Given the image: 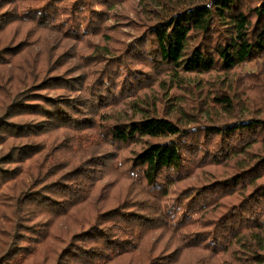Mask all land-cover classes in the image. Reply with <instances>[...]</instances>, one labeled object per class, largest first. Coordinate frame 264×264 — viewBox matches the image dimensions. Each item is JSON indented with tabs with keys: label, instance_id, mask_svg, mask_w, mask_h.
<instances>
[{
	"label": "trees",
	"instance_id": "16d2710c",
	"mask_svg": "<svg viewBox=\"0 0 264 264\" xmlns=\"http://www.w3.org/2000/svg\"><path fill=\"white\" fill-rule=\"evenodd\" d=\"M114 1L11 0L10 9L0 13V34L11 26V38L21 35L17 24L32 22L67 39L83 42L90 34H100L102 39L80 59L85 72L68 78L39 75L35 85L16 89L14 94L8 86L2 90L0 145L7 135L27 141L0 151V189L3 184H21L20 190L12 189L16 195L3 193L0 203V264H47L49 260L52 264L49 254L56 247L45 243L63 240L65 229L55 227L64 218L78 231L53 264H176L187 252L197 254L187 264H264V154L252 151L258 143L264 146V118L198 125L201 105L191 106L190 111L176 106L178 116L171 119L162 108L156 109L157 96H152L154 103L148 97L157 85L163 100L169 82L158 81L161 72H168L167 77L182 89L181 74L228 75L253 61L259 62L258 71L239 78L249 77L255 83L252 87L264 94V0H208L176 10L163 4L148 29V41L154 44L148 56L136 44L113 54L112 37L97 26L104 12L93 6ZM145 1L161 6V0ZM29 33L25 32V40ZM21 51L0 50V64L11 62L12 73L2 88L10 77L22 82L35 69L36 57L14 61ZM63 59L64 54L58 57ZM93 65L99 68L92 69ZM218 82L200 98L230 114L234 83L224 79L216 90ZM201 88V83L195 90L184 87V94L196 99L194 92ZM49 90L77 96L35 94ZM24 116L39 120L10 122ZM57 129L74 133L49 146L34 140ZM101 147L113 152L67 168L78 152L91 148L96 152ZM120 151L125 157L110 168L108 158ZM231 163L230 175L210 176L196 187L174 189L196 168L218 164L228 169ZM112 168L114 180L92 196L100 171ZM24 175L30 183L21 182ZM123 180L142 189L141 198L130 187L118 189ZM158 230L176 239L178 246L151 258L154 246L145 238Z\"/></svg>",
	"mask_w": 264,
	"mask_h": 264
},
{
	"label": "rangeland",
	"instance_id": "374dc122",
	"mask_svg": "<svg viewBox=\"0 0 264 264\" xmlns=\"http://www.w3.org/2000/svg\"><path fill=\"white\" fill-rule=\"evenodd\" d=\"M207 1L208 0H161V6L156 7L155 5H157V3H154V1H152L154 4L150 5L153 11H151V9L149 8V3H147L145 0H116L111 5L105 7L94 5L93 8L98 12H104V15L102 16L97 26H101L103 31L112 37L113 41L111 42V46L112 48H115V51H113L114 55L117 52L122 51L128 44H136L140 49V52L145 56H148L146 52L149 51L148 49L150 48V46H154L153 42H150V40L148 41V39H151V37H148V29L156 21L154 17L158 14H161L160 12H162L164 8L163 4H165V6L171 9L173 8L176 10L195 4L205 3ZM10 2L11 0H1L0 13H3L5 10L10 9ZM149 11H151L152 13H149ZM17 25L19 26L17 30H19L21 33L20 36L12 38L9 36V30L11 26L7 28L6 31H4V29L3 34H0V50L9 51L12 48L15 50H22L20 55L16 59H14V61H17V63H19L22 62L23 59L32 60L36 57V66L35 69L33 68L30 77L23 80L22 82H19L18 78L13 76L7 80L3 88L0 86V103H3L2 100L5 98V92L2 90L6 86H8L10 92L14 94L16 92V89H23L31 86L32 84L35 85V81L39 77V75H48L50 73L54 76L63 74L64 77L68 78V76H76L79 73L85 72V69L81 64L83 62H81L80 59L92 53L93 46L99 45L102 42L100 34L87 35L84 41L80 42L75 39H67L65 37H62L55 31H50L45 28H41L32 22L19 23ZM27 31L30 32V35L25 40L24 34ZM143 38L144 41L142 42ZM63 54L64 59L58 60V57ZM258 64L259 62H250L238 68L237 71H231L228 75H224L221 72H215L208 75L181 74L180 80L184 81V86L182 89L172 83V78L167 77V75H169L168 72H161L158 75H156L155 73L156 78L159 79L158 81L169 83L167 90L164 93L165 96L163 100L162 92L160 91L158 86L155 85L152 89L154 95L149 92V103H154V99L152 98V96H157L158 99L156 109L161 112L162 108L163 113L171 119H176L178 116L174 110L176 106L187 108V110L190 111L191 106H195L196 104L199 106L201 105V111H197L196 113V120L198 125L214 121L222 123L227 121L230 122V120L264 118V94H262V91L256 90L252 87L255 83L252 82L251 79L249 80V77H244L245 74L252 75L253 73H256L259 67ZM9 66H11V62L8 65L0 64V77H4L3 80L0 79V85L3 84V82L8 76L12 75ZM96 68H99V65L92 66V69ZM133 68L140 71H146L148 72V75L152 74L151 70L148 71L147 69H144L141 66L134 65ZM240 74L244 75L242 76L244 77V80L239 78ZM224 79H228L229 83L230 81L234 83L233 92H235V94L232 99L233 111L230 114L225 113L218 107H211L213 103L206 99L200 98V93H203L205 95L206 92L211 89L208 86L214 84L213 82H215L216 80H218L219 82L217 85H215V89L220 90L222 85H220L219 83ZM200 83L202 85L201 91L199 92L197 90L194 92L196 99L193 98V95L184 94V87L189 90H195L197 88V85ZM148 91L146 90L141 94V99L143 98L144 94ZM35 94H40L52 98L61 95L67 97L77 96V93H69L68 91L65 92L64 90L41 91L40 93ZM166 99L169 100L166 101ZM158 100H160V102ZM0 107L3 108V106ZM120 110V108L116 109L117 112H119ZM125 110L128 112L129 116L132 114L128 109ZM158 115H160V113H158ZM34 120L39 119L35 116H24L19 117L18 119L10 120V122L19 123ZM72 133L74 132L68 129H57L55 131L45 132V134H41L40 136L34 137V140L43 141V143L49 146L51 143H54V140L59 142L64 137L71 135ZM13 136L7 135L4 137V141L2 143L3 145H0V151L5 148L4 146H8L17 142L27 141L26 139H21L18 137L16 141H14L11 139ZM90 137L91 135L87 136V138L90 139L89 143L93 141V139H91ZM217 140L218 139H215V143L217 142ZM252 151L259 155L264 154V146L258 143L252 147ZM48 152L49 151H46V153ZM112 152L113 150L109 147H101V149L96 152H93L92 148L88 150H83L81 152H78L76 154V157L70 160L71 163L68 165L67 168H71L80 161L92 158V156H98L99 154L109 155ZM124 157L125 152L120 151L118 156L109 157L106 164H108L111 168L112 162H115L116 159L122 160ZM233 170L234 168L232 167V163L230 168L228 169H225L218 164L196 168L184 181L177 183V186H175L174 189L176 188L177 190H183L190 187H196L198 184L204 182L210 176H213L215 178H222L227 175H230ZM100 172L101 175L99 174L100 176L95 179L92 185V196L99 192L101 186L110 184V182L115 178L116 171L113 170V168L111 170L109 169V171L104 170ZM20 178H22L21 182L23 183L28 184L31 182V179L28 176L24 175L20 176ZM120 180L122 179L120 178ZM129 187L133 190L134 196L141 198L142 189L138 187L136 190L134 187L129 186V181H121L120 185L117 188L120 190H125ZM13 188L20 190L21 184L19 182H15L3 184L1 186L0 203L3 200V193H9V196L17 194L15 193V191H12ZM30 207L33 208L32 206ZM87 207L88 206L85 207V211H87ZM60 223L62 224V226L59 225ZM60 223L56 225L55 229H65L64 235H62L63 240H61L60 243H51L50 240H46L45 243V245L51 244L56 247V250H53V254H49V256L51 257L50 259H52V264L53 261L59 255V253L65 247V243L70 240V236L78 231V228L75 225L71 224L68 219H61ZM145 240L147 243L154 246V248L151 249L152 252H150L151 258H158L160 256H163L166 252H172L178 246L176 239L169 237L167 233L162 232L160 230L155 231L149 236H146ZM137 253L140 254L141 250H139ZM196 255L197 254L195 252L184 253L181 256L180 260H176V264H187L188 262L192 261L196 257ZM22 264L28 263L25 262ZM47 264H51V260H49ZM107 264L112 263L109 262Z\"/></svg>",
	"mask_w": 264,
	"mask_h": 264
}]
</instances>
